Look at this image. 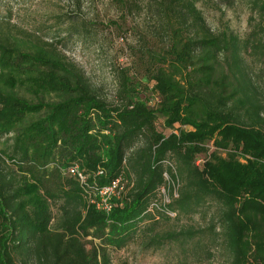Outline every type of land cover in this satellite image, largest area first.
<instances>
[{
	"label": "trees",
	"instance_id": "1",
	"mask_svg": "<svg viewBox=\"0 0 264 264\" xmlns=\"http://www.w3.org/2000/svg\"><path fill=\"white\" fill-rule=\"evenodd\" d=\"M196 1L159 2L175 32L152 75L155 108L129 95L125 104L107 103L61 53V40L36 39L34 54L9 37L0 44V142L7 141L0 148V264H113L114 252L139 236L146 248L177 241L183 234L146 236L162 220L199 214L211 203L223 208L231 264H264V107L253 101L240 56L250 42L214 34ZM252 6L264 16V0ZM64 17L58 26L74 20ZM88 26L79 27L89 34ZM79 32L74 24L66 31ZM254 49L264 57V45ZM48 94L57 101L46 102ZM162 119L168 134L156 129ZM175 160L183 187L167 210L176 216L153 214ZM75 166L86 184L62 173ZM121 177L127 189L109 213L91 204L97 188Z\"/></svg>",
	"mask_w": 264,
	"mask_h": 264
},
{
	"label": "rangeland",
	"instance_id": "2",
	"mask_svg": "<svg viewBox=\"0 0 264 264\" xmlns=\"http://www.w3.org/2000/svg\"><path fill=\"white\" fill-rule=\"evenodd\" d=\"M160 1L0 0V44L9 37L17 43L20 52L34 54L36 39L61 40V53L85 73L107 103L125 104L134 96L155 108L159 97L152 75L161 61L157 58L166 57L169 52L175 32L170 31L167 14L160 11ZM252 7V0L196 1V8L214 34L233 33L241 43L250 42L248 48L241 45V66L254 84V103L264 107V57L254 49V46L264 45V16L254 12ZM67 14L74 15L73 22L60 26ZM85 22L91 29L89 34L79 27ZM73 24L81 36L66 33ZM177 27L174 23L173 28ZM225 59V56L220 59L222 71L229 68ZM17 93L31 102L37 100L25 88H18ZM42 98L46 102L57 101L54 94ZM163 121L156 123V129L168 134ZM6 142L1 140L0 148L7 146ZM142 145L144 143L138 146ZM211 145L208 143L207 150ZM221 154L225 156L224 152ZM171 164L177 172L176 160ZM62 173L65 175V170ZM176 185L180 194L183 187L180 177ZM222 216L223 208L211 203L199 214L164 219L146 237L169 233L183 236L160 248H146L145 237L139 236L123 250L114 252L113 264H231L232 254L221 225Z\"/></svg>",
	"mask_w": 264,
	"mask_h": 264
},
{
	"label": "built area",
	"instance_id": "3",
	"mask_svg": "<svg viewBox=\"0 0 264 264\" xmlns=\"http://www.w3.org/2000/svg\"><path fill=\"white\" fill-rule=\"evenodd\" d=\"M210 150H213V147H211ZM206 160L205 156H199L196 159V165L202 167ZM169 166L171 172L167 171L164 173V186L160 189L157 200L151 204L149 212L155 214L157 211L165 210L169 216L175 217L176 214L168 212L167 207L179 198L178 186L176 185L178 182V175L171 163ZM65 173L77 179L81 184H86L87 178L79 170L78 166L72 167ZM127 184V180L121 177L108 187L102 189L97 188L95 193L90 195L91 204L95 205L98 210L109 213L112 209V202L125 190V185Z\"/></svg>",
	"mask_w": 264,
	"mask_h": 264
}]
</instances>
